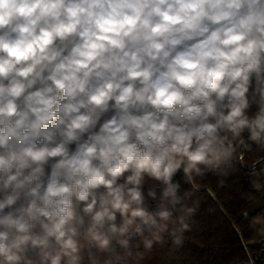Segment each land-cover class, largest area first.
Returning a JSON list of instances; mask_svg holds the SVG:
<instances>
[{
  "label": "clouds",
  "instance_id": "9594fccd",
  "mask_svg": "<svg viewBox=\"0 0 264 264\" xmlns=\"http://www.w3.org/2000/svg\"><path fill=\"white\" fill-rule=\"evenodd\" d=\"M253 146L264 194V0H0V264L172 257Z\"/></svg>",
  "mask_w": 264,
  "mask_h": 264
},
{
  "label": "trees",
  "instance_id": "16d2710c",
  "mask_svg": "<svg viewBox=\"0 0 264 264\" xmlns=\"http://www.w3.org/2000/svg\"><path fill=\"white\" fill-rule=\"evenodd\" d=\"M260 154L261 150L253 146L246 157L248 163L235 172L226 177L209 173L203 180L197 179L193 185L185 186L194 191L187 201L193 214L189 219L190 230L184 236V246L172 257L165 255L167 247L158 248L151 264H230L247 260L248 255L254 258L255 264H264L263 237L248 227L243 215L246 211L249 218L264 216V194H253L249 185V168ZM175 179L179 180L180 174ZM155 184L148 180L145 194ZM147 205L155 208L151 200H147ZM241 232L243 244L248 248L247 255L238 235ZM249 240L255 242L249 243Z\"/></svg>",
  "mask_w": 264,
  "mask_h": 264
},
{
  "label": "rangeland",
  "instance_id": "374dc122",
  "mask_svg": "<svg viewBox=\"0 0 264 264\" xmlns=\"http://www.w3.org/2000/svg\"><path fill=\"white\" fill-rule=\"evenodd\" d=\"M261 221L264 222V216L261 218ZM262 242H264V237H263Z\"/></svg>",
  "mask_w": 264,
  "mask_h": 264
}]
</instances>
